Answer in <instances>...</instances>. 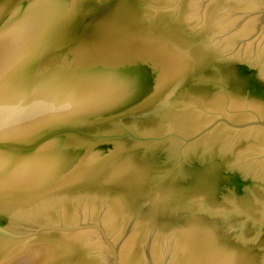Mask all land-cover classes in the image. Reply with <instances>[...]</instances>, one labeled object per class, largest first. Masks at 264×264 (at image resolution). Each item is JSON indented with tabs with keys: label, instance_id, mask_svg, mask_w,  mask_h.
Here are the masks:
<instances>
[{
	"label": "water",
	"instance_id": "95a60500",
	"mask_svg": "<svg viewBox=\"0 0 264 264\" xmlns=\"http://www.w3.org/2000/svg\"><path fill=\"white\" fill-rule=\"evenodd\" d=\"M0 264H264V0H0Z\"/></svg>",
	"mask_w": 264,
	"mask_h": 264
},
{
	"label": "snow or ice",
	"instance_id": "6c2138e0",
	"mask_svg": "<svg viewBox=\"0 0 264 264\" xmlns=\"http://www.w3.org/2000/svg\"><path fill=\"white\" fill-rule=\"evenodd\" d=\"M58 34H59V29H53L48 37L49 42L54 43L58 38Z\"/></svg>",
	"mask_w": 264,
	"mask_h": 264
}]
</instances>
